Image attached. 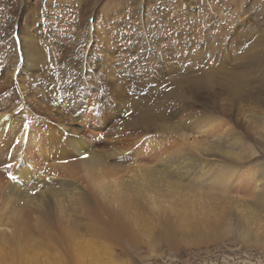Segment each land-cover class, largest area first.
<instances>
[{
  "label": "rangeland",
  "instance_id": "1",
  "mask_svg": "<svg viewBox=\"0 0 264 264\" xmlns=\"http://www.w3.org/2000/svg\"><path fill=\"white\" fill-rule=\"evenodd\" d=\"M25 38L41 49L32 69L25 64ZM110 69L124 92L120 101L108 84ZM13 70L19 84L43 86L49 105L59 106L65 97L72 105L76 99L86 105L93 97L111 101L116 114L106 111L101 135L94 134L106 143L144 131L158 147L172 133L145 131L144 122L176 112L186 121L195 119L185 125L193 138L198 122L206 125L203 129L221 125L222 132L243 137L248 153L237 159L241 175L257 177L264 169V0H0V78ZM17 84L0 89L11 107ZM19 111L15 122L29 134L32 128H47L39 117L28 120L26 106ZM110 162L115 171L138 163L123 157ZM198 188L232 195L242 214L256 201L252 188L218 190L206 182ZM203 212L216 227L206 230L187 210L180 219L185 236H177L173 245L145 239L138 251L125 255L109 243L111 255L93 240L85 261L72 263L264 264V220L245 228L222 208ZM61 257L41 253L4 263L66 264Z\"/></svg>",
  "mask_w": 264,
  "mask_h": 264
},
{
  "label": "bare ground",
  "instance_id": "2",
  "mask_svg": "<svg viewBox=\"0 0 264 264\" xmlns=\"http://www.w3.org/2000/svg\"><path fill=\"white\" fill-rule=\"evenodd\" d=\"M22 46L25 64L32 69L41 49L29 38L23 39ZM113 73L107 72V77L112 75L108 84L114 99L120 101L124 92ZM16 79L14 70L0 78L2 90L18 83L12 107L0 92V164L4 165L0 168V264L51 252L61 255L66 264L85 261L94 248L89 243L93 240L107 246L111 255L109 243L125 255L138 251L145 239L173 245L177 236H185L186 225L180 219L187 210L206 230L216 224L208 213H201L205 208H222L245 228L264 220V169L251 177L236 168L237 159L248 153L243 137L222 132L221 125L206 130L198 122V135L193 138L185 125L195 119L186 121L174 112L144 122L145 131L172 133L158 147L144 131L133 129L136 133L127 132L106 143L94 134L101 135L106 111L116 114L111 101L93 97L85 109L81 100L72 105V99L65 97L59 106L49 105L44 102L43 86L19 84ZM25 106L28 120L36 119L32 115L39 117L47 128H32V134L20 128L14 117ZM253 134L260 139L259 131ZM119 157L138 163L115 171L110 161ZM51 160L54 166L47 164ZM205 182L218 190L228 185L238 191L252 188L256 201L242 214L232 195L198 188Z\"/></svg>",
  "mask_w": 264,
  "mask_h": 264
}]
</instances>
